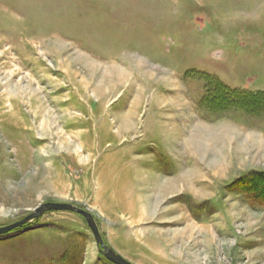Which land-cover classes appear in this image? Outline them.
<instances>
[{"label": "rangeland", "instance_id": "rangeland-1", "mask_svg": "<svg viewBox=\"0 0 264 264\" xmlns=\"http://www.w3.org/2000/svg\"><path fill=\"white\" fill-rule=\"evenodd\" d=\"M46 202L133 264H264V0H0V227ZM0 264L113 263L50 210Z\"/></svg>", "mask_w": 264, "mask_h": 264}, {"label": "water", "instance_id": "water-1", "mask_svg": "<svg viewBox=\"0 0 264 264\" xmlns=\"http://www.w3.org/2000/svg\"><path fill=\"white\" fill-rule=\"evenodd\" d=\"M50 210H62V211H70L76 214L81 215L91 232L93 239L95 241L96 246L99 248L100 252L103 254V256L110 261L113 264H133L123 258L121 255L116 253L111 247L106 245L99 233L98 227L95 223V220L91 213L85 209H82L80 207H77L73 204L66 203V202H46L43 204H40L38 207H36L31 213L25 215L20 220L8 224L6 226L0 227V235L6 234L13 230L14 228H17L19 226H22L23 224L39 218L40 215H42L46 211Z\"/></svg>", "mask_w": 264, "mask_h": 264}, {"label": "trees", "instance_id": "trees-1", "mask_svg": "<svg viewBox=\"0 0 264 264\" xmlns=\"http://www.w3.org/2000/svg\"><path fill=\"white\" fill-rule=\"evenodd\" d=\"M216 99L212 101L213 104L219 106L225 105H236L239 108H248L252 110H257L260 108V103L262 101L261 93H241L240 91L231 90L220 83H217Z\"/></svg>", "mask_w": 264, "mask_h": 264}, {"label": "bare ground", "instance_id": "bare-ground-1", "mask_svg": "<svg viewBox=\"0 0 264 264\" xmlns=\"http://www.w3.org/2000/svg\"><path fill=\"white\" fill-rule=\"evenodd\" d=\"M130 121H129V119L126 117V123H129Z\"/></svg>", "mask_w": 264, "mask_h": 264}]
</instances>
